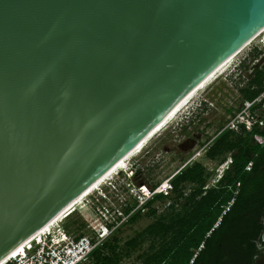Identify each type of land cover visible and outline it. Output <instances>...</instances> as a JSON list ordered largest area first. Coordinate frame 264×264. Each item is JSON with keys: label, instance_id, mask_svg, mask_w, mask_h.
Returning a JSON list of instances; mask_svg holds the SVG:
<instances>
[{"label": "water", "instance_id": "1", "mask_svg": "<svg viewBox=\"0 0 264 264\" xmlns=\"http://www.w3.org/2000/svg\"><path fill=\"white\" fill-rule=\"evenodd\" d=\"M263 32L264 0H0V264Z\"/></svg>", "mask_w": 264, "mask_h": 264}, {"label": "trees", "instance_id": "2", "mask_svg": "<svg viewBox=\"0 0 264 264\" xmlns=\"http://www.w3.org/2000/svg\"><path fill=\"white\" fill-rule=\"evenodd\" d=\"M241 92L249 101L264 93V65L251 69ZM256 134L264 137L258 127L252 132L226 129L220 133L206 157L223 163L230 155L223 178L214 187L205 188L209 179L207 168L201 162L187 165L172 178L170 193L154 195L144 208L133 213L127 225L143 216L154 221L124 243L120 239L122 229L118 230L93 252V263L123 264L126 258L134 257L135 264H191L193 259L194 264H218L214 257L230 236L243 251L253 255V241L261 236L264 216V144L254 140ZM249 165L251 169L247 170ZM188 188L190 192L186 194ZM180 199L183 201L179 203ZM167 200L172 203L159 213L156 204ZM137 205L131 204L127 213ZM73 224L81 230L86 227L80 220ZM147 242L148 248L138 253Z\"/></svg>", "mask_w": 264, "mask_h": 264}, {"label": "rangeland", "instance_id": "3", "mask_svg": "<svg viewBox=\"0 0 264 264\" xmlns=\"http://www.w3.org/2000/svg\"><path fill=\"white\" fill-rule=\"evenodd\" d=\"M261 37L264 38V33L235 58L225 74L215 79L196 96L174 122L159 132L144 150L130 161L126 169L108 181L102 189H106L111 182L118 181L122 199L133 205L138 198V192H135L138 186L145 185L149 190L161 186L165 188L179 171L196 162H201L209 173L205 188L214 187L231 158L228 154L227 160L223 163L219 160L210 161L206 157L207 150L241 110L245 100L241 89L246 87L251 69L258 64L264 65V45ZM252 54L257 57H253ZM189 188L186 194H189ZM146 190L145 188L143 191ZM182 201L183 199H180L179 203ZM171 203L170 200L157 203L159 213L164 212ZM135 208L138 209L137 206ZM91 216L90 209L79 208L71 217L62 221L61 225H66L70 229L76 228L77 224H73L75 220L85 222L87 225L86 220L90 221ZM94 218L93 212V220ZM153 221L154 218L143 216L136 223L125 226L120 234L121 243L135 236ZM85 230L90 233L88 226ZM148 246L149 242L138 253H142ZM123 264H135L134 257L126 258Z\"/></svg>", "mask_w": 264, "mask_h": 264}, {"label": "built area", "instance_id": "4", "mask_svg": "<svg viewBox=\"0 0 264 264\" xmlns=\"http://www.w3.org/2000/svg\"><path fill=\"white\" fill-rule=\"evenodd\" d=\"M255 127L264 132V93L253 101L245 100L241 110L233 118L227 129L238 133L240 131L252 132ZM254 140L260 145L264 144V137L259 134L254 136ZM230 162H227L226 169H228ZM250 169L251 165L247 170ZM224 171L217 179L216 184L223 178ZM166 185L165 188L161 186L152 190H149L145 185L138 186L135 191L138 192V198H136L138 209L144 208L154 195L168 194L172 186L169 185V182ZM102 187L87 196L82 204L74 206L71 214L67 215L71 209L63 214L65 217L52 226L50 230L29 240L23 246L20 254L9 258L4 264H94L92 261L93 252L118 230L123 229L137 210L135 208L127 213L131 204L122 199L118 181L111 182L106 189H102ZM145 188L148 192L143 191ZM231 205L232 203L226 211ZM86 207L92 212L90 221L86 220L88 223L86 227L90 228V233H87L85 229L81 230L77 227L68 229L61 225L62 221L71 217L79 208ZM194 260L191 261V264H194Z\"/></svg>", "mask_w": 264, "mask_h": 264}, {"label": "bare ground", "instance_id": "5", "mask_svg": "<svg viewBox=\"0 0 264 264\" xmlns=\"http://www.w3.org/2000/svg\"><path fill=\"white\" fill-rule=\"evenodd\" d=\"M264 33V32H263ZM261 36V35H260ZM259 36V37H260ZM263 38V37H261ZM255 41V40H254ZM253 41V42H254ZM252 42V43H253ZM262 44L264 45V38L262 39ZM247 48V47H246ZM245 48V49H246ZM245 49H243L237 56H239ZM235 56L233 59H231L226 65H224L219 71H217L206 83H204L190 98H188L166 121L163 122V124L161 125V127L155 131V133H153L147 140H145L144 144L139 147L137 150H135L132 154H130L125 160H123L122 162H120L119 166L116 167L115 169H113V171H111L99 184H97L94 188H92L88 193H86L83 197H81L74 205V206H78L79 204H82L83 200L91 195L92 193H94L96 190L100 189V187L104 186L108 181H110L111 179H113L115 176H117L121 171H123L124 169H126L127 165L130 163V161L136 157L137 155H139L144 148L147 146V144L155 137L157 136V134L159 132H161L164 128H166L169 124H171L172 122H174L178 116L184 112L183 110L187 107V105L196 97L198 96L202 91H204L211 83H213V81L215 79H217L218 77L222 76L223 74H225L232 66L233 61L235 60V58L237 57ZM145 192H148L147 190ZM71 207L68 212V214H70V212H72V208ZM67 214V215H68ZM63 217H65L64 215H62L61 217H59L57 220H55L52 224H50L49 226H47L46 228H44L40 233H38L37 235H40L44 232H47L48 230H50V228L52 226H54L57 222H60ZM36 235V236H37ZM35 237V236H34ZM22 248H19L18 250H16L11 257H14L18 254H20L22 252ZM10 257V258H11ZM9 260V258L7 259ZM6 260V261H7ZM5 261V262H6ZM5 262H3L2 264H4Z\"/></svg>", "mask_w": 264, "mask_h": 264}, {"label": "flooded vegetation", "instance_id": "6", "mask_svg": "<svg viewBox=\"0 0 264 264\" xmlns=\"http://www.w3.org/2000/svg\"><path fill=\"white\" fill-rule=\"evenodd\" d=\"M253 242L256 248L255 251L252 250L254 254L251 255L250 251H243L235 241H232L230 236L221 244V248L214 258L217 259L218 264H264V242L261 236Z\"/></svg>", "mask_w": 264, "mask_h": 264}]
</instances>
